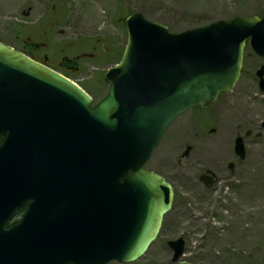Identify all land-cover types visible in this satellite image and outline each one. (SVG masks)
Listing matches in <instances>:
<instances>
[{
    "label": "water",
    "instance_id": "1",
    "mask_svg": "<svg viewBox=\"0 0 264 264\" xmlns=\"http://www.w3.org/2000/svg\"><path fill=\"white\" fill-rule=\"evenodd\" d=\"M125 25L127 45L95 106L74 81L0 42V264L140 258L174 199L145 168L153 150L178 114L235 86L247 40L264 57V15L171 33L134 12ZM257 75L264 90V66ZM236 152L245 157L241 137ZM168 244L173 264H191L178 261L182 237Z\"/></svg>",
    "mask_w": 264,
    "mask_h": 264
},
{
    "label": "rangeland",
    "instance_id": "2",
    "mask_svg": "<svg viewBox=\"0 0 264 264\" xmlns=\"http://www.w3.org/2000/svg\"><path fill=\"white\" fill-rule=\"evenodd\" d=\"M263 10L264 0H0V41L18 49L45 42L35 55L47 54L53 66L60 56L91 53L80 60V72L73 78L98 102L109 88L99 78L118 61L127 40L124 18L130 13L141 12L178 33ZM104 41L109 55L101 51ZM261 65L264 58L248 46L235 88L211 108L187 110L173 121L146 163L172 183V209L145 255L108 264H171L174 252L167 242L179 237L186 241L180 260L264 264V108L253 115L238 112L244 100L264 102L256 76ZM238 134L247 146L244 159L234 150ZM209 170L218 178L210 188L199 178Z\"/></svg>",
    "mask_w": 264,
    "mask_h": 264
},
{
    "label": "flooded vegetation",
    "instance_id": "3",
    "mask_svg": "<svg viewBox=\"0 0 264 264\" xmlns=\"http://www.w3.org/2000/svg\"><path fill=\"white\" fill-rule=\"evenodd\" d=\"M46 45V43L45 42H39V43H37V44H31L30 46L32 47V48H34L33 50L34 51H36V49H39V48H43L44 46ZM33 51V52H34ZM34 54H35V52H34ZM84 55H86V57L87 56H89L91 53H83ZM46 55V54H45ZM45 55L44 54H42L40 57V59H43V58H45ZM77 56H80V55H77ZM92 56H94L93 54H92ZM39 58V57H38ZM64 58V57H63ZM64 69H66V70H68V68L67 67H63ZM80 70V69H79ZM75 72H79V71H75ZM206 120V119H205ZM189 148V147H188ZM152 170H154V169H152ZM155 171H157V170H155ZM200 175V179L201 180H203V182H204V184L206 185V186H209V187H212L215 183H216V181L218 180V178H217V176H216V174L212 171V170H209L208 171V173L207 174H205V173H201V174H199Z\"/></svg>",
    "mask_w": 264,
    "mask_h": 264
},
{
    "label": "bare ground",
    "instance_id": "4",
    "mask_svg": "<svg viewBox=\"0 0 264 264\" xmlns=\"http://www.w3.org/2000/svg\"><path fill=\"white\" fill-rule=\"evenodd\" d=\"M241 109L238 110L239 115L242 114V111L245 113V115H253L257 110H261L264 108V102H261L259 99H253L250 100H244L240 103ZM247 112V113H246ZM247 120V118L245 119Z\"/></svg>",
    "mask_w": 264,
    "mask_h": 264
},
{
    "label": "trees",
    "instance_id": "5",
    "mask_svg": "<svg viewBox=\"0 0 264 264\" xmlns=\"http://www.w3.org/2000/svg\"><path fill=\"white\" fill-rule=\"evenodd\" d=\"M102 48H103V51L107 50V44L106 43H103ZM1 140H2V137L0 136V141Z\"/></svg>",
    "mask_w": 264,
    "mask_h": 264
}]
</instances>
